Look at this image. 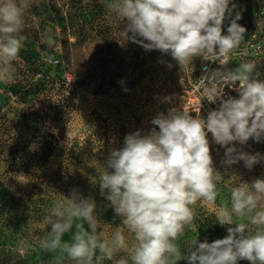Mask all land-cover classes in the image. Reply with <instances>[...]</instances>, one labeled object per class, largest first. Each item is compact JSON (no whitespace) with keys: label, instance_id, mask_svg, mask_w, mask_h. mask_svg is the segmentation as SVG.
Here are the masks:
<instances>
[{"label":"clouds","instance_id":"9594fccd","mask_svg":"<svg viewBox=\"0 0 264 264\" xmlns=\"http://www.w3.org/2000/svg\"><path fill=\"white\" fill-rule=\"evenodd\" d=\"M29 0H0V79L11 80L13 62L24 46V16ZM108 12L125 23L121 36L146 51L170 54L187 69L194 58L218 67L198 79V87L210 104L219 106L193 116L183 106L170 108L151 120L147 134L140 130L125 136L123 146L113 148L99 176L100 195L109 201L122 226L111 240L98 231L96 202L72 190L57 202L46 218L50 231L40 248L59 251L75 264H101L112 260L119 249L129 247L125 229L134 237L131 264H264V178L231 191V208L220 207L216 220L227 226V235L212 242L193 241L183 252L175 242L191 226L190 206L198 200L215 204L217 172L211 154L212 142L224 149L226 167L243 162L252 169L264 160L237 147L251 139L264 141V80L254 62L229 67L228 57L244 41L246 28L232 0H109ZM230 20L225 32V21ZM42 41L46 48L56 41L50 28ZM44 59L51 61L50 55ZM171 67V65H169ZM218 84L223 87H217ZM238 93L227 96L225 88ZM233 217L237 219L234 221ZM82 221L83 223H80ZM87 224V228L84 227ZM254 226L255 230H252ZM75 231L71 242L65 233ZM97 251L99 255H97ZM116 264H128L121 259Z\"/></svg>","mask_w":264,"mask_h":264},{"label":"rangeland","instance_id":"374dc122","mask_svg":"<svg viewBox=\"0 0 264 264\" xmlns=\"http://www.w3.org/2000/svg\"><path fill=\"white\" fill-rule=\"evenodd\" d=\"M38 1L41 0H29L22 32L26 39L13 62L15 72L11 80L0 79V190H7L13 198L5 203V210L11 209L9 215L0 216V264H75L66 256L61 258L59 251L48 252L39 246L50 231L46 218L55 204L72 190L95 200V214L100 221L98 231L111 240L116 227L122 226L121 218L100 195L97 183L108 154L113 148L123 146L127 134L137 130L142 134L150 132L151 120L159 113L167 114L170 108L183 106L190 111L189 83L196 77L201 60L194 58L192 65L182 70L170 54L146 51L138 44L125 41L121 31L126 22L108 12L109 0H60L61 20L51 22L44 15L34 16L30 10ZM232 2L236 5L232 18L236 12L241 14L238 23L246 28L245 38L252 34L256 37L253 42L259 45L260 53L250 61L256 64L258 78L264 80V0ZM229 23L230 20L225 21V32ZM48 28L56 41L52 48H46L42 41V34ZM65 40L68 45L61 44ZM48 55L51 61L44 59ZM36 61L44 65L54 82L45 85L36 101L29 97L22 102L13 91L42 79V74L32 72L31 64ZM246 61L244 58L243 63ZM241 63L233 60L236 67ZM76 82L79 84L74 87ZM32 103L41 111L42 120L37 124L40 133L50 132L54 127L62 129L59 141L52 145V155L36 179L22 172L8 173L4 159L17 144L26 151L33 150L36 134L25 126L21 130L19 113L25 110L24 121L29 123ZM18 135H21L20 143ZM209 140L217 169L214 183L218 195L215 204L201 199L190 206L192 224L175 241L182 252L197 239L212 242L225 237L227 226H221L216 220L219 208L225 205L231 208L233 188L264 178V160L252 169L245 168L242 161L226 167L221 163L224 149L212 142L211 134ZM237 147L264 155V141L257 143L250 139L246 145L237 144ZM260 204L264 205V199ZM210 221L218 228L203 227ZM74 231L75 227L65 233L63 240L71 242ZM125 237L129 247L119 249L112 260H102L101 264H116L121 259L131 264L130 249L135 240L126 229ZM241 261L238 264H249Z\"/></svg>","mask_w":264,"mask_h":264},{"label":"trees","instance_id":"16d2710c","mask_svg":"<svg viewBox=\"0 0 264 264\" xmlns=\"http://www.w3.org/2000/svg\"><path fill=\"white\" fill-rule=\"evenodd\" d=\"M59 1L60 0H41L33 3L30 7V10H32V13H34V16L36 17H42L41 15H44L50 22L53 20L60 21L61 12L60 6H58ZM34 33L36 34V32ZM61 44L68 45V40L63 41ZM31 66L33 73L42 74V79L35 83H27V88L21 89V87H18L13 91L14 95H18L19 99L22 100V102L26 101L29 97H32L34 99L33 102L36 101L38 95L44 89L45 85L48 82H54V79L49 77L47 72H45L46 70L42 63H40L39 61L32 62ZM78 84V82L73 83L74 87H77ZM40 112L41 111L38 110L37 105L32 103L30 112V116H32V118L30 122H32V124L34 125H32L33 127H30V122L28 123V121H24L25 110L21 109L19 111L20 116H22V119H20L21 130L25 126L26 128H31L32 130H34V133L36 134L34 137V148L32 151H26L19 144H17L16 147L14 146V148L11 149L10 154L8 156L6 155V157L4 158L8 163V173L22 172L24 175L31 177L32 179H36L40 177L42 168L45 166L47 159L52 155V145H55V143L59 141L62 132L59 130L62 129H58L59 127L55 129L54 127L50 132L43 131V133H40V126H37V124L42 120V117L39 116ZM55 130L58 131L56 132ZM17 140L18 143L21 142V135L17 136ZM1 150L2 148L0 147V154ZM19 162H22L23 165L19 164ZM11 199L13 198L9 196L7 190H0V201L3 202L2 206L0 207V216L3 218L5 216H8L10 213V208L5 210V203L7 200ZM203 227H206L209 230L212 228H218V225H213L210 221L206 222ZM238 262L242 261L240 260Z\"/></svg>","mask_w":264,"mask_h":264},{"label":"built area","instance_id":"2783aa9c","mask_svg":"<svg viewBox=\"0 0 264 264\" xmlns=\"http://www.w3.org/2000/svg\"><path fill=\"white\" fill-rule=\"evenodd\" d=\"M248 38H244V41L241 44H245L243 47L237 48L234 50L230 56L228 57L229 60V67L235 68L236 66L233 65V60L237 59L238 61L243 63V59H248L246 62H251L250 60L256 59L258 54L260 53L259 50V45H256L257 42H253V40L256 38L254 34L247 36ZM262 40V38L260 39ZM253 42V43H252ZM249 48L251 50L249 51ZM245 62V63H246ZM217 64L213 63H208L203 61L202 59L200 60L198 66H197V75L196 77L190 81L189 83V93H188V99H187V106L190 110L191 113L195 114L197 112H201V115L206 117L208 112L212 109H215L219 106V101H217L216 104H210L206 99H204L202 95V89L198 87V79L208 73L210 70H213L217 68ZM67 79H69L68 75H65ZM217 87H223V85L218 84ZM225 98L227 96H233L236 97L238 96V93L229 89L225 88Z\"/></svg>","mask_w":264,"mask_h":264}]
</instances>
